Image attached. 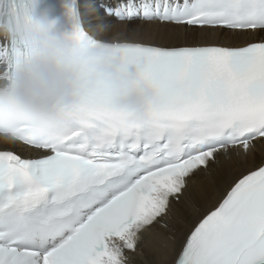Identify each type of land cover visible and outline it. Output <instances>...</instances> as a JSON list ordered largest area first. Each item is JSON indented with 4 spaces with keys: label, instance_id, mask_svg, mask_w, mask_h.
Returning a JSON list of instances; mask_svg holds the SVG:
<instances>
[{
    "label": "snow or ice",
    "instance_id": "6c2138e0",
    "mask_svg": "<svg viewBox=\"0 0 264 264\" xmlns=\"http://www.w3.org/2000/svg\"><path fill=\"white\" fill-rule=\"evenodd\" d=\"M140 257L264 264V0H0V264Z\"/></svg>",
    "mask_w": 264,
    "mask_h": 264
},
{
    "label": "bare ground",
    "instance_id": "6f19581e",
    "mask_svg": "<svg viewBox=\"0 0 264 264\" xmlns=\"http://www.w3.org/2000/svg\"><path fill=\"white\" fill-rule=\"evenodd\" d=\"M112 23H113V26H114V29H113L114 31L115 30L123 31L125 29V27H126L125 25H122V24H120L119 22H116V21H113ZM138 23L139 22H137L136 25H133V27L137 26ZM108 34L110 35L111 33H108ZM147 259H149V257H140L139 258L141 264H144V261H146Z\"/></svg>",
    "mask_w": 264,
    "mask_h": 264
}]
</instances>
